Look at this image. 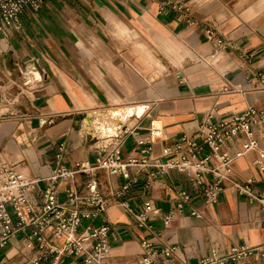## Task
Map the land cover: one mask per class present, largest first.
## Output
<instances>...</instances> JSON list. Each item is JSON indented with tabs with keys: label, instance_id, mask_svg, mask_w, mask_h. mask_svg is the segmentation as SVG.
Segmentation results:
<instances>
[{
	"label": "crops",
	"instance_id": "1",
	"mask_svg": "<svg viewBox=\"0 0 264 264\" xmlns=\"http://www.w3.org/2000/svg\"><path fill=\"white\" fill-rule=\"evenodd\" d=\"M23 25L21 32H0V108L9 109L0 112V156L28 178L39 179L30 195L35 206L42 205V192L59 162L68 167L94 163L118 137L125 162L166 160L172 157L164 155L166 147L182 145V152L189 151L184 134L202 143L197 134L202 122L228 120L249 107L264 111V0H47L43 10L25 13ZM219 39L228 44L220 47ZM10 82L22 83L14 94L21 100L6 99L3 89L11 93ZM17 102L29 113L12 112ZM139 105L145 113L132 115L115 137L102 140L83 123L77 126L81 113ZM33 118L51 122L32 127ZM153 122L162 127L161 136L151 138ZM243 140L233 137L226 146L229 152L243 150ZM210 152L205 146L203 154ZM259 158L258 149L237 157L231 179L212 202L197 196L190 177L175 169L152 175L140 164L129 165L132 181L124 192L127 179L98 169L112 226L109 264H138L145 239L177 247L163 264H201L237 246L264 249V211L231 182H250L264 194ZM215 163L212 159L208 165ZM87 183L84 174L60 180L59 202L66 204L70 189L86 193ZM181 190L193 197L179 209ZM147 202L153 211L149 224L140 226L135 215ZM193 209L201 215H193ZM170 213L173 218L166 225ZM28 234L10 238L0 250V264H85L82 255L58 257L48 248L42 257L38 246H27ZM52 242V249L62 248L65 239ZM239 264H264V253H253Z\"/></svg>",
	"mask_w": 264,
	"mask_h": 264
},
{
	"label": "built area",
	"instance_id": "2",
	"mask_svg": "<svg viewBox=\"0 0 264 264\" xmlns=\"http://www.w3.org/2000/svg\"><path fill=\"white\" fill-rule=\"evenodd\" d=\"M46 3L47 0H0V32L9 29L21 32L25 13L28 10L39 12ZM217 44L222 47L228 43L219 39ZM260 79L264 84V74L260 75ZM254 128L264 141V111L254 107H249L228 120L202 122L197 130V134L202 137V143L199 144L184 134L181 139L187 143L189 151L182 152V145L175 148L166 147L164 155L172 156L166 160L145 158L139 161L131 158L125 162L122 156V142L118 137L116 143L103 148V155H98L94 163H79L75 167H68L59 162L48 178L49 184L42 192L44 201L40 206H35L30 200L31 193L37 189L39 179L28 178L16 165L0 156V250L9 244L10 238L16 233L29 230L27 246H38L43 250L42 257H46L48 248L49 252L56 251L58 257L64 253L78 254L84 257L85 264H109L112 226L107 216L109 201L98 187L96 172L98 169L127 179L122 192L128 190L132 181L128 171L129 165L140 164L149 168L152 175L175 169L190 177L193 192L197 196L205 202L217 201L225 183L231 179L235 159L246 151L259 150L260 158L257 163L264 174L262 161L264 148L259 147ZM161 135L162 127L155 126L153 122L150 129L151 138ZM237 135L244 137L243 150L232 154L226 146ZM205 146L210 148V153L203 154ZM143 152L148 153L149 148ZM212 159L216 163L209 166L208 162ZM78 174L87 177L88 191L83 193L77 189H70L67 192L66 204L60 203L57 194L58 182L74 179ZM204 174L209 175L207 180L203 179ZM231 182L237 192L245 194L250 201H256L264 211V194L257 193L250 182L246 184L232 180ZM192 197V192L181 190L178 208H184ZM152 211L151 203H145V209L135 215L137 223L140 226H147ZM191 213L195 216L201 215L198 209H193ZM172 218L173 214H168L164 218L165 224L168 225ZM85 219L90 221L87 225L83 224ZM95 220L99 221L98 225L93 224ZM60 238L65 239L64 246L53 250V239ZM142 247L144 256L138 264H163L164 260L172 257L177 249L174 245H157L147 239L143 240ZM253 253L263 254L264 249L237 246L227 255L219 257L213 254L202 260L201 264H239L242 258Z\"/></svg>",
	"mask_w": 264,
	"mask_h": 264
},
{
	"label": "bare ground",
	"instance_id": "3",
	"mask_svg": "<svg viewBox=\"0 0 264 264\" xmlns=\"http://www.w3.org/2000/svg\"><path fill=\"white\" fill-rule=\"evenodd\" d=\"M23 105V103L17 102L14 103V107L17 109V113L21 112L19 110L18 105ZM7 109V108H5ZM3 108H0V112H2ZM3 111L2 113L7 112ZM146 111V108L142 106H132L125 108H117L105 111L103 114H89L86 121H84L87 125H84L86 131H91L98 135L102 140L107 138L115 137L119 134V130L121 127L125 126L131 119L132 113H138L142 116ZM1 114V113H0ZM26 114V113H25ZM32 126V125H31ZM33 127V126H32ZM18 169L23 173L22 169L18 167ZM24 174V173H23Z\"/></svg>",
	"mask_w": 264,
	"mask_h": 264
},
{
	"label": "water",
	"instance_id": "4",
	"mask_svg": "<svg viewBox=\"0 0 264 264\" xmlns=\"http://www.w3.org/2000/svg\"><path fill=\"white\" fill-rule=\"evenodd\" d=\"M21 108H22V106H20ZM143 108H145V106H142ZM23 110L24 111H27V109L26 108H24L23 107ZM132 115H136V116H139L140 117V114H138V113H132L131 114V116ZM88 118V116L86 115V114H84V113H81V114H79L78 116H77V118H76V120H77V126L78 127H80L81 126V124L83 123L84 125H87L84 121H86V119ZM51 122V120H45V119H42V118H33L32 119V122H31V124H32V126L33 127H41V126H43L45 123L46 124H49ZM90 132V131H89ZM90 134H92V135H95V133H92V132H90ZM117 136V135H116Z\"/></svg>",
	"mask_w": 264,
	"mask_h": 264
},
{
	"label": "rangeland",
	"instance_id": "5",
	"mask_svg": "<svg viewBox=\"0 0 264 264\" xmlns=\"http://www.w3.org/2000/svg\"><path fill=\"white\" fill-rule=\"evenodd\" d=\"M9 83V82H8ZM10 85H11V93H9V90H7V88H4L3 90H4V94H5V96H6V99L10 102V101H13V100H21V97H18V96H14V94L16 93V91H17V88H20V86L22 85V83L19 85V86H17V85H15V83L14 82H10ZM23 89H24V86H23ZM25 92V91H24ZM0 95H1V93H0ZM2 100H4V99H2ZM21 105H18V107H19V110L21 111V112H19V114L20 115H23L24 113H29V111L27 110V111H24L23 110V107L24 106H22V108L20 107ZM11 111L12 112H15V113H17V109L14 107V105L12 104L11 105ZM1 117V116H0Z\"/></svg>",
	"mask_w": 264,
	"mask_h": 264
}]
</instances>
